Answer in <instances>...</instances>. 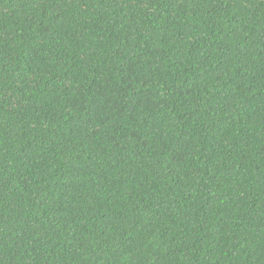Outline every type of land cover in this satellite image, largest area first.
I'll list each match as a JSON object with an SVG mask.
<instances>
[{
    "label": "trees",
    "instance_id": "16d2710c",
    "mask_svg": "<svg viewBox=\"0 0 264 264\" xmlns=\"http://www.w3.org/2000/svg\"><path fill=\"white\" fill-rule=\"evenodd\" d=\"M0 264H264V0H0Z\"/></svg>",
    "mask_w": 264,
    "mask_h": 264
}]
</instances>
